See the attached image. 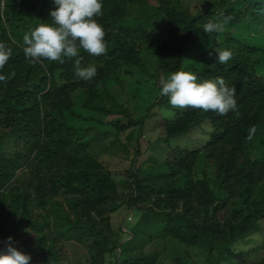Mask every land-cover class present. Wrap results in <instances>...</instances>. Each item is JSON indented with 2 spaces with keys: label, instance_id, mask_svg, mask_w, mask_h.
<instances>
[{
  "label": "trees",
  "instance_id": "obj_1",
  "mask_svg": "<svg viewBox=\"0 0 264 264\" xmlns=\"http://www.w3.org/2000/svg\"><path fill=\"white\" fill-rule=\"evenodd\" d=\"M22 1L27 4L25 15H32L31 5L33 17L51 22L53 0ZM238 1L241 6L236 8L234 0H213V5L192 13L182 0H103V15L97 20L106 32L107 53L94 57L80 52L82 66L97 68L90 82L75 76L73 61L30 64L24 46L16 43L0 24V42L13 49L0 74L15 72L7 83L0 82L1 250L9 237L15 247L27 221L37 233V248L30 238H24L18 250L32 257L31 264H41L36 253L57 260L54 241L44 237L48 222L39 225L29 216L32 202L45 209L55 203L53 199L61 192L77 217L73 223L66 218L64 224L69 230L82 229L93 239L98 252L90 264H101L104 253L112 248L97 224L110 229L109 206L118 202L120 194L111 172L83 140L87 129L72 125L66 118L74 105L72 93L84 91L86 109L107 115L126 113L127 109L108 91L106 82L123 66H143L142 46L156 56L157 69L169 77L177 70H186L185 54L200 40L221 36L190 69L201 81L222 77L229 87H235L241 117L189 108L166 119L163 126L168 140L203 124L211 128L209 138L201 148H174L171 159L159 165L138 166L136 156L126 179L130 188L127 205L137 208L148 224H156L160 237L201 246L214 264H248L247 251L235 250L234 244L264 219V73L254 68L258 58H264V49L245 44L231 32L209 36L203 32V25L216 21L220 13L232 17L231 24L247 16L252 25L264 22V0ZM12 2L0 0V22L2 6L4 15H14L9 10ZM213 48L231 50L232 59L219 64ZM251 54L258 55L251 58ZM57 74L62 82L56 80ZM105 97L112 98L114 106L102 104ZM140 123L141 119L129 116L127 123L117 121L115 128L119 133ZM251 126L257 130L249 141L246 137ZM9 141L13 151L4 149ZM201 152L204 167L202 176L196 178L194 168ZM80 217L88 221L82 222ZM158 258L159 252L154 251L114 264H156Z\"/></svg>",
  "mask_w": 264,
  "mask_h": 264
},
{
  "label": "rangeland",
  "instance_id": "obj_2",
  "mask_svg": "<svg viewBox=\"0 0 264 264\" xmlns=\"http://www.w3.org/2000/svg\"><path fill=\"white\" fill-rule=\"evenodd\" d=\"M182 1L192 13L213 5V0ZM12 3L9 10L14 15L12 17L4 15L5 7L2 6L0 24L16 43L23 46L22 37L25 32L42 22L33 17L35 15L31 5L29 10L32 15L29 16L24 14L26 3L22 0H13ZM233 6L239 8L241 4L234 0ZM225 32H231L245 44L264 49L263 21L252 25L247 16L237 24L229 23ZM219 40L221 36L203 39L189 50L183 62L186 71H191L190 65L195 64L199 56ZM209 41L213 42L211 46ZM257 55L251 54L250 57L255 58ZM141 56L143 66H123L113 72L111 79L106 82L108 91L115 97L116 102L127 109L126 113L107 115L84 108L83 101L86 95L82 89L72 93L74 105L71 112H66L69 123L87 129L83 140L89 143V151L111 172L120 194L118 202L109 206L112 210L108 213L110 229L97 224L112 248L111 251L104 253L101 264H114L129 256L154 251L159 252L156 264H214L208 260L201 246H188L173 237H160L156 224H148L137 208L130 209L127 205L130 188L126 184V179L136 156L135 164L141 167L163 164L167 159H171L172 150L176 147L201 148L209 138L211 129L208 124H203L184 136L166 139L163 125L166 119H170L166 111H172L176 116L180 109H173L171 105H167L168 97L160 94V80H166L168 74L157 69L156 56L145 46L141 47ZM254 68L255 72L264 73V58L259 57ZM56 80L62 82L58 74ZM115 101L110 97L101 99V103L107 106H114ZM129 116L135 120L141 119L142 123L118 133L115 123L117 121L127 123ZM12 144L11 141L7 142L4 149L13 151ZM203 167L204 153L201 152L194 168L196 178L202 176ZM53 202L55 203H50L45 209L39 208L36 202L30 204L29 218L37 221L39 225L48 222L44 237L54 241V249L59 253L57 260L36 253L41 264H90L98 252L97 245L82 229L69 230L64 224L66 218L71 223L77 221L65 194L60 192ZM19 216L26 221L22 215ZM80 218L82 222L88 221L86 217ZM25 223L27 226L24 235L15 241V247L19 248L21 239L30 238L37 248V233L31 229L27 221ZM234 249L247 251L248 264H260L264 259V219L260 221L258 228L236 242Z\"/></svg>",
  "mask_w": 264,
  "mask_h": 264
},
{
  "label": "clouds",
  "instance_id": "obj_3",
  "mask_svg": "<svg viewBox=\"0 0 264 264\" xmlns=\"http://www.w3.org/2000/svg\"><path fill=\"white\" fill-rule=\"evenodd\" d=\"M54 10L50 11L51 22H42L25 32L22 37L23 52L26 60L35 65L45 60L64 64L66 60L74 62V74L78 79L90 82L97 75L94 65L82 66L83 57L80 52L99 57L107 53L106 32L97 17L103 15V0H53ZM220 19L208 21L203 25V32L208 36L212 33L225 32L232 17L220 13ZM213 42L209 41L211 46ZM219 64H227L233 57L231 50H217ZM13 55L8 44L0 42V73ZM211 56L212 53L210 52ZM15 76L0 74V82ZM160 94L168 97L173 109L181 111L189 108L203 112H215L220 116L234 113L236 118L241 112L236 100L235 87H229L222 77L204 79L186 70H177L169 77L160 80ZM169 118L175 113L166 111ZM256 127L251 126L246 137L251 141L256 134ZM32 257L12 245V238L3 250H0V264H31Z\"/></svg>",
  "mask_w": 264,
  "mask_h": 264
}]
</instances>
